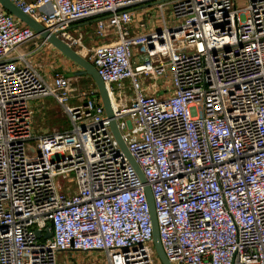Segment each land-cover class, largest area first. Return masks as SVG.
I'll use <instances>...</instances> for the list:
<instances>
[{"label":"built area","instance_id":"1","mask_svg":"<svg viewBox=\"0 0 264 264\" xmlns=\"http://www.w3.org/2000/svg\"><path fill=\"white\" fill-rule=\"evenodd\" d=\"M12 1L96 67L146 182L94 80L48 82L51 44L0 2V264H159L146 185L172 264H264V0ZM42 98L70 128L34 132Z\"/></svg>","mask_w":264,"mask_h":264},{"label":"water","instance_id":"2","mask_svg":"<svg viewBox=\"0 0 264 264\" xmlns=\"http://www.w3.org/2000/svg\"><path fill=\"white\" fill-rule=\"evenodd\" d=\"M0 2L2 3L4 8L8 12L18 17L26 25L32 27L36 31V33L41 35L43 38H46L49 41V43L52 44L56 49H58L63 55H65L67 58L71 59L74 63L78 65V70L68 72L67 73L68 76L75 77V76L87 75V76H90L94 80V83L96 84L98 91H99L100 99L105 107L107 116L110 119V125L113 129V132L122 150L125 152L131 164L137 170L141 180L143 182H146V178L141 168L139 167L137 161L134 159V157L130 153L126 143L124 142L121 136V132L118 128L117 121L114 118L113 106L111 103L109 92L107 90V87L103 79L99 75L96 67L89 60H87L82 55H80L76 50H74L70 45H68L64 40L59 38L55 33L50 32L41 23H39L29 14L21 10L12 0H0ZM150 4L152 3H149L147 5H150ZM146 192H147L148 200H149L150 207H151V217H152L153 230H154L153 241H154V247H155L156 253L158 255V258L161 264H172L170 260L168 259L163 249L162 243H161L159 227H158V220H157L156 210H155L154 201L152 197V192L148 185H146ZM36 233L38 236H40L41 234L39 231H36ZM51 235H52V232L51 230L48 229L45 237H50Z\"/></svg>","mask_w":264,"mask_h":264},{"label":"rangeland","instance_id":"3","mask_svg":"<svg viewBox=\"0 0 264 264\" xmlns=\"http://www.w3.org/2000/svg\"><path fill=\"white\" fill-rule=\"evenodd\" d=\"M247 0H237L238 6H245ZM146 11V10H145ZM155 12V11H154ZM152 14L150 12H145L148 14L149 17L153 16L156 18V24H159L160 18H157L156 14ZM169 17V15H168ZM93 33V32H92ZM86 37V36H85ZM39 39H37L38 41ZM87 43H89V36H87ZM52 45V44H51ZM33 43H25L22 46L18 48V52H27L28 49L32 48ZM53 46V45H52ZM51 47H49L50 49ZM62 53H55L52 54L49 51H42L39 54L35 55L32 59L33 64L35 67L44 75V76H51L53 77L54 74L57 71H62V69H70L69 72L75 71V69L78 67L76 63H74L71 59L70 61H67V63H63ZM65 56V55H64ZM85 76V75H82ZM92 78H82L78 79L74 83L76 86L80 87H86L87 85L92 83ZM72 101V100H71ZM71 101L69 103H71ZM70 128L71 123L66 118V115L64 114L62 108L55 103L51 99L43 100L42 105H39L36 107L35 111V117H34V132L44 133V132H50L56 128ZM73 182L68 179L66 181V185H72ZM157 254V253H156ZM60 259H68L70 260L71 264H107L108 260L104 253L99 251H93V252H74L72 254L70 253H63L60 256ZM158 258V255L156 259ZM157 262L161 264L159 258L157 259Z\"/></svg>","mask_w":264,"mask_h":264},{"label":"crops","instance_id":"4","mask_svg":"<svg viewBox=\"0 0 264 264\" xmlns=\"http://www.w3.org/2000/svg\"><path fill=\"white\" fill-rule=\"evenodd\" d=\"M28 1H34V0H28ZM92 26L90 25V22L89 21H86V22H80V23H77L75 24L73 27H72V31L77 35V34H80L82 33L84 36H88L89 34L92 33ZM86 41H87V38L85 37ZM49 47H51L49 49ZM47 49H45L44 51H49L50 53L54 54L55 53H61L58 49H56L54 46L50 45ZM31 49V48H30ZM29 50V49H28ZM43 51V52H44ZM34 57V56H33ZM31 57V58H33ZM62 60L63 63H67V61H70L69 58H67L66 56H62ZM30 62L33 64V61L32 59H30ZM71 62V61H70ZM72 63V62H71ZM34 65V64H33ZM35 66V65H34ZM70 69H62V72H65V73H68ZM78 70V67L75 69V71ZM45 79L48 81V82H52L53 80V77L51 76H44ZM46 99H51L53 100L55 103L56 101L53 99V98H42V99H38L36 101L33 102V105L35 107V111H36V107L39 106V105H42V102L43 100H46ZM79 103V100H72V104H78ZM65 114V113H64ZM66 115V114H65ZM66 118L68 119L67 115H66ZM62 128H65V127H62ZM56 129H61V128H56ZM54 129V130H56ZM52 130V131H54ZM51 132V131H50ZM42 133V132H41ZM39 133V134H41ZM45 133V132H44ZM37 134V133H36Z\"/></svg>","mask_w":264,"mask_h":264}]
</instances>
